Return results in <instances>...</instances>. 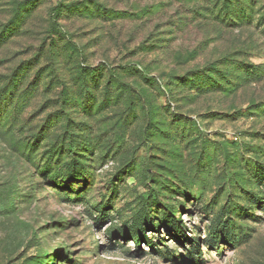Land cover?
Instances as JSON below:
<instances>
[{
    "label": "rangeland",
    "instance_id": "374dc122",
    "mask_svg": "<svg viewBox=\"0 0 264 264\" xmlns=\"http://www.w3.org/2000/svg\"><path fill=\"white\" fill-rule=\"evenodd\" d=\"M241 1L0 0V264H264V0ZM69 133L84 167L48 164Z\"/></svg>",
    "mask_w": 264,
    "mask_h": 264
},
{
    "label": "trees",
    "instance_id": "16d2710c",
    "mask_svg": "<svg viewBox=\"0 0 264 264\" xmlns=\"http://www.w3.org/2000/svg\"><path fill=\"white\" fill-rule=\"evenodd\" d=\"M215 7H217L216 9L218 10L219 16L215 14L216 18H220L222 15L223 17L220 18V20H224V22H230V23H236V21L233 18H237L240 22L243 21L244 18H247V20L250 18V14L251 12H253L254 8L250 5L249 1H241V0H219V5L214 2ZM215 7L213 8V11L215 12ZM249 10V11H248ZM246 67V66H245ZM246 71L248 72V75L251 76V78H256L259 73H257L256 71L252 70H248V68H246ZM211 79L209 76H204L201 77L200 80L203 81H209V85L208 87H210V85L217 87L216 83L214 84L213 82H211L208 79ZM1 126V124H0ZM1 128V127H0ZM1 130V129H0ZM67 137H69V143L67 145H60V144H56L54 146V148H50L48 150H46V157L48 158L47 163L52 165L53 163V159L57 154H61V156H71L74 155L73 158V162L75 163L76 166H80V167H84L80 160L76 159L77 156L80 155V151L79 150H83L86 149L87 146H83V143H78L77 139H74V133H69L67 135ZM32 144L34 145V143L30 142V143H23L21 144V148H23L24 150L31 147ZM68 165V164H67ZM51 167V166H50ZM50 167H47V170H49ZM255 172L258 174L263 175L264 174V166H261L260 164L258 166L255 167ZM48 174V173H47ZM174 214H175V210H173ZM143 224H148L147 220H142ZM176 225V224H175ZM173 226L171 229L173 230H177L179 227ZM153 227H156L155 225H153ZM141 231L143 229L139 228ZM144 231V230H143ZM138 234H141L139 237V240L142 239V236L144 238H146L151 244L154 245V243L152 242V240L148 239V236L144 233H141L139 231ZM178 234H181V232H178ZM178 237L181 235H177ZM183 236V233H182ZM40 257H36L34 258V261L36 259H39ZM39 262L43 264L44 262V258L41 257V259L39 260Z\"/></svg>",
    "mask_w": 264,
    "mask_h": 264
}]
</instances>
